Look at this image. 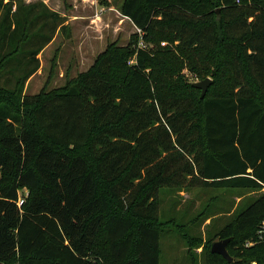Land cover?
I'll list each match as a JSON object with an SVG mask.
<instances>
[{"label":"trees","instance_id":"obj_1","mask_svg":"<svg viewBox=\"0 0 264 264\" xmlns=\"http://www.w3.org/2000/svg\"><path fill=\"white\" fill-rule=\"evenodd\" d=\"M0 10V71L21 70L0 85V264H159L158 193L170 186L263 189L216 234L239 260L208 243L204 264H264L262 244L244 245L264 216V0H122L121 20L141 35L32 94L38 53L69 26L41 0ZM161 38L215 52L228 92L201 96L165 76L172 53L152 76L165 58L149 43Z\"/></svg>","mask_w":264,"mask_h":264},{"label":"rangeland","instance_id":"obj_2","mask_svg":"<svg viewBox=\"0 0 264 264\" xmlns=\"http://www.w3.org/2000/svg\"><path fill=\"white\" fill-rule=\"evenodd\" d=\"M35 1L38 0H24L26 3ZM41 1L60 13L62 23L69 26L70 36L67 37L60 32L54 33L53 42L37 55L40 66L25 83L24 92L28 94L38 92L44 85L47 89L61 86L68 79L65 78L66 73L71 77L85 70L107 42L118 39V42L125 43L129 34L136 32V29L133 27L131 30L128 21H122L118 14L117 8L122 0ZM149 46L155 53L158 51L162 53V56L159 54V58H165L163 62L160 60L155 62V72L152 76L161 75L167 66L169 72L165 76L172 71L171 74L186 85L206 77L210 78L211 84L207 88L206 97L215 92H228L229 72L225 65L215 69L214 62H217L215 52L179 50L168 41L165 45L158 46V41L154 40ZM6 51L7 48L3 52ZM170 53L174 59L178 58L177 66H173L174 59L172 65L170 59V64L167 62L166 66L164 65ZM27 60L28 57L19 59L21 67L23 61ZM11 64H7L6 68L0 71L1 86L12 88L15 79L21 74L19 73L21 70H14ZM217 70L216 76L212 77L210 72ZM238 89L236 87L235 91ZM196 93L199 94L200 89L196 90ZM262 190L202 186L161 187L158 193V219L163 225L159 234V264H204L208 243L218 240L216 234L219 230L233 221L237 213ZM22 193L24 191H21ZM175 224H178V227ZM184 233L186 235L182 238L181 235Z\"/></svg>","mask_w":264,"mask_h":264},{"label":"water","instance_id":"obj_3","mask_svg":"<svg viewBox=\"0 0 264 264\" xmlns=\"http://www.w3.org/2000/svg\"><path fill=\"white\" fill-rule=\"evenodd\" d=\"M210 84V78L206 77L202 80H198L195 82H192V86L195 88L200 89V95L204 96L207 90L208 85ZM230 237H226V238H222L219 240H216L214 242H212L211 247H210V251L212 253H216L219 254L220 256H222V258H224L228 263H231L233 261H238L239 259H233V257L231 255H229L227 249H226V245L228 244V242L230 241Z\"/></svg>","mask_w":264,"mask_h":264},{"label":"built area","instance_id":"obj_4","mask_svg":"<svg viewBox=\"0 0 264 264\" xmlns=\"http://www.w3.org/2000/svg\"><path fill=\"white\" fill-rule=\"evenodd\" d=\"M136 31L141 35V31L139 28H136ZM160 45H165V42L162 41L160 43ZM137 47H139V48L145 47V43L143 42L142 39L138 40ZM131 61L132 60H130V62ZM22 201H23V199L19 198L18 199V205H20L22 203ZM255 243H260L264 246V216L261 218V220L257 226V229L255 231V238L245 241L244 245L250 246V245H253ZM251 264H256V262L252 261Z\"/></svg>","mask_w":264,"mask_h":264},{"label":"crops","instance_id":"obj_5","mask_svg":"<svg viewBox=\"0 0 264 264\" xmlns=\"http://www.w3.org/2000/svg\"><path fill=\"white\" fill-rule=\"evenodd\" d=\"M56 33H58V32H56ZM52 39H53V38H52ZM52 42H53V41L51 40L48 44H51ZM48 44H46L45 47H46ZM45 47H44V48H45ZM44 48H43V49H44ZM43 49H42V50H43ZM42 50H41V51H42ZM41 51H40V52H41ZM40 52H39V53H40ZM39 53H38V54H39ZM38 58H39V57H38ZM39 62H40V59H39ZM39 66H40V65H39ZM36 71H37V70H36ZM67 72H68V71H67ZM35 73H36V72H35ZM35 73H34V74H35ZM34 74H33V75H34ZM33 75H31L28 79L32 78ZM75 75H76V74H75ZM75 75H74V76H75ZM71 77H73V76H71ZM65 78H70V77H68V74H67V73H66V77H65Z\"/></svg>","mask_w":264,"mask_h":264}]
</instances>
